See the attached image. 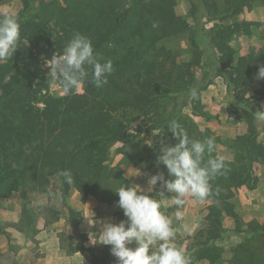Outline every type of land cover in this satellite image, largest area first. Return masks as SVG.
I'll return each mask as SVG.
<instances>
[{"label": "trees", "instance_id": "obj_1", "mask_svg": "<svg viewBox=\"0 0 264 264\" xmlns=\"http://www.w3.org/2000/svg\"><path fill=\"white\" fill-rule=\"evenodd\" d=\"M33 1L23 0L26 5ZM188 1L190 21L177 13V0H65L64 5L53 1L18 19V48L11 58L0 62V197L25 183L46 191L51 178L59 175L62 197L73 189L85 202L91 194H98L107 177L105 162L115 143L128 147L144 133L159 129L163 145H174L177 140L167 128L173 120L190 138L211 137L208 129H199L183 113L185 87H195L194 79H188L190 74L176 55L161 44L167 37L188 32L199 63L206 55L209 67L203 85L195 87L196 114L205 115L199 105L200 88L221 76L247 126L232 144L234 156L226 160L228 171L210 182L215 202L207 207L205 225L195 246L200 259H219L217 245L225 238L224 211L236 215L230 202L234 191L257 185L253 166L264 160V144L259 140L255 118L261 109L254 102L264 98V82L251 91L253 74L264 65V46L258 52L251 49L240 55L231 44L236 33L249 35L256 24L239 21L237 15L252 9L254 1L264 0ZM207 23L212 25L208 27ZM76 32L91 39L97 58L101 62L111 60L114 71L100 87L85 82L83 92L53 95L40 55L48 60L56 52L61 54ZM199 65L202 70L207 67L205 63ZM169 97L179 104L167 112L164 101ZM211 155L217 157L215 151ZM65 170L71 172L72 184L61 175ZM118 199L113 195L110 202L117 204ZM79 215L69 207L72 226L79 224ZM254 223L252 229L264 235V225ZM243 237L251 236L247 233ZM99 248L101 252H93L81 242L74 251H83L91 264H110L109 246L99 244ZM242 248L240 245L237 251L247 264H255L252 249Z\"/></svg>", "mask_w": 264, "mask_h": 264}, {"label": "rangeland", "instance_id": "obj_2", "mask_svg": "<svg viewBox=\"0 0 264 264\" xmlns=\"http://www.w3.org/2000/svg\"><path fill=\"white\" fill-rule=\"evenodd\" d=\"M53 1L60 5L65 4V0H34L29 5L23 0H1L0 12H15L20 19L34 11L37 6H46ZM253 4L252 9H245L236 17L239 21L256 22L251 34L236 33L232 37L231 44L240 55L249 53L251 49L258 52L264 46V2L254 1ZM176 11L190 21L188 0H177ZM211 25L212 23H207L208 27ZM189 38V33L183 32L163 39L161 44L172 50L178 63L189 72L190 75L187 76L188 79H194L193 86L196 87L198 83L202 86L205 71L209 70L206 65L207 58L204 55L201 59V63L207 66L202 70L199 58L195 56V47ZM55 54L59 55V52ZM40 59L49 71L47 59L43 55H40ZM256 74L257 72L253 74L251 91L260 88L264 82L256 79ZM189 90V86L185 87L183 113L189 116L199 129L210 131L211 137L215 138L217 157L224 156L226 160H232V144L238 135L247 131V126L245 120L240 119L241 109L234 104L224 79L215 76L211 83L200 88L199 105L205 113L204 116L196 114V104L190 97ZM49 91L53 95L64 94L62 86L50 76ZM78 92H83V88ZM254 102L264 110V98L254 99ZM164 104L167 112H170L179 102L169 97ZM256 123L260 130L259 140L264 144V121L257 120ZM164 143L159 129H155L144 133L128 147L120 142L112 145L105 162L107 177L101 183L98 194H91L85 202L81 201L79 193L73 189L65 198L62 197L59 175L51 178L46 191L25 183L10 195L0 197V264H91L90 258L86 257L83 251H74V248L83 242V245L90 247L93 252H101L99 243H92V239L96 238L95 234L100 231L102 223L127 220L123 210L110 202L113 195L117 196L116 189L133 186L140 191H146L149 178L159 172H162L166 179L163 164H157L160 154L157 148H162ZM253 167L258 183L254 188L241 186L234 191L230 202L236 215L224 211L222 224L225 238L217 245L221 255L215 262H209L206 258L200 259V251L195 249L199 231L205 225L207 207L215 202L213 197L210 196L202 202L188 197L185 205L177 209L169 203L174 194L167 193L160 182L154 187L164 194L156 191L148 193L160 201L161 211L172 221L175 231L173 243L186 254L190 264H239L240 261L247 264L246 259L241 256L242 253L237 251L240 245L245 250L252 249L255 264H264V235L252 229L254 222L264 225V160L255 162ZM218 204L223 205L221 202ZM69 207L80 213L77 226H72L69 222ZM178 210L183 214L180 221L175 219ZM88 220H95L96 223L90 225ZM247 233L251 236L250 239L243 237ZM130 246L136 245L133 243ZM110 248L111 246L109 251ZM110 264H116V258L112 254Z\"/></svg>", "mask_w": 264, "mask_h": 264}, {"label": "clouds", "instance_id": "obj_3", "mask_svg": "<svg viewBox=\"0 0 264 264\" xmlns=\"http://www.w3.org/2000/svg\"><path fill=\"white\" fill-rule=\"evenodd\" d=\"M156 27V24H153ZM20 25L15 12H0V62L11 58L18 48ZM95 53L92 41L86 35L76 32L65 44L61 54H54L46 60L47 75L59 81L65 94L78 91L85 82L97 87L107 83V76L114 71L113 62H101ZM256 79L264 80V65L259 66ZM193 100L198 99V90H189ZM255 118L264 121V110L255 113ZM177 142L160 149L157 164H163L168 179L159 172L148 180V189L140 191L137 187L125 186L115 190L119 199L118 207L123 210L126 221L119 223L105 221L95 234L92 243L111 246V254L116 264H190L186 254L174 243L175 231L172 221L161 211L159 200L149 195L158 182L167 193L174 194L170 206L182 208L186 198L204 201L212 195L210 182L218 175L228 171L224 156L212 157L216 149L215 138L203 140L190 138L182 125L173 120L167 125ZM207 155V159H205ZM68 184L73 183L70 171L61 173ZM175 219L180 221L183 214L178 210ZM89 222V220H88ZM96 221L89 222L90 225ZM135 243V247H131Z\"/></svg>", "mask_w": 264, "mask_h": 264}]
</instances>
